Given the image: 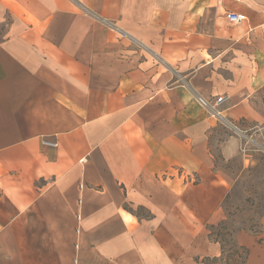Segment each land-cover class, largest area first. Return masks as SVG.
<instances>
[{
    "label": "crops",
    "instance_id": "crops-1",
    "mask_svg": "<svg viewBox=\"0 0 264 264\" xmlns=\"http://www.w3.org/2000/svg\"><path fill=\"white\" fill-rule=\"evenodd\" d=\"M0 24V264H232L211 148L264 119V0H0ZM234 242L264 264V217Z\"/></svg>",
    "mask_w": 264,
    "mask_h": 264
},
{
    "label": "rangeland",
    "instance_id": "rangeland-1",
    "mask_svg": "<svg viewBox=\"0 0 264 264\" xmlns=\"http://www.w3.org/2000/svg\"><path fill=\"white\" fill-rule=\"evenodd\" d=\"M5 31V24H0V41ZM242 130L243 133L238 132L231 122L220 125L214 135L217 142L211 148L216 168L230 179L223 204L226 218L216 226L209 227L212 239L223 243L227 260H238L237 255H242V250L234 244L236 231L244 229L258 233L260 219L264 217V119L260 123L243 124ZM236 134L240 138L239 153L225 161L217 144Z\"/></svg>",
    "mask_w": 264,
    "mask_h": 264
},
{
    "label": "built area",
    "instance_id": "built-area-1",
    "mask_svg": "<svg viewBox=\"0 0 264 264\" xmlns=\"http://www.w3.org/2000/svg\"><path fill=\"white\" fill-rule=\"evenodd\" d=\"M226 18L228 20V22L233 23V24H238L240 23L243 18L237 14L234 13H229L226 15ZM227 100V98L225 97H217L214 101V103L211 105L210 102L202 99V98H198V102L201 106H203L204 108H206L210 115L217 117L219 119H223V116L221 115V112L217 109L218 106H220L221 104H223L225 101ZM44 145L46 146H51V147H56V143L53 142H44Z\"/></svg>",
    "mask_w": 264,
    "mask_h": 264
},
{
    "label": "trees",
    "instance_id": "trees-1",
    "mask_svg": "<svg viewBox=\"0 0 264 264\" xmlns=\"http://www.w3.org/2000/svg\"><path fill=\"white\" fill-rule=\"evenodd\" d=\"M216 241L219 242L222 245L223 253H225V249H224L223 243L220 240L219 241L216 240ZM234 244H235V242H234ZM239 249L242 250V255L241 256L240 255L237 256L239 258L238 260H236L234 258L231 259L232 264H244V262L246 260L247 253H248L247 249H245V248H239ZM227 264H231V263L227 262Z\"/></svg>",
    "mask_w": 264,
    "mask_h": 264
}]
</instances>
